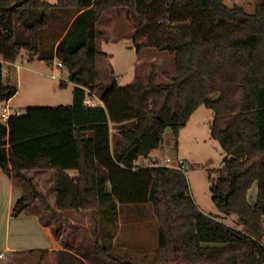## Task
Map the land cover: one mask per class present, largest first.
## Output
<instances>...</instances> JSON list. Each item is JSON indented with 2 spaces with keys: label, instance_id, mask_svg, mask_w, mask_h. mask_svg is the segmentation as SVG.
<instances>
[{
  "label": "trees",
  "instance_id": "16d2710c",
  "mask_svg": "<svg viewBox=\"0 0 264 264\" xmlns=\"http://www.w3.org/2000/svg\"><path fill=\"white\" fill-rule=\"evenodd\" d=\"M113 7L126 9L141 40L137 48L174 55L168 82H156L153 73L124 85L112 77L101 90L97 55L106 53L97 46L95 24ZM53 11L67 17L58 31L49 27ZM23 49L61 61L76 85L69 104L28 105L0 120V166L23 190L12 216L35 203L54 210L24 172L52 169L57 209L151 203L159 234L155 264H264V0H0V105L18 91L13 63ZM95 91L102 104L86 105L84 97ZM200 105L213 110L210 135L224 152L211 198L241 228L199 209L185 170L135 167L160 147L167 128L177 138ZM110 123L117 130L113 148ZM53 231L58 237L60 227ZM92 251L132 264L111 256L98 235Z\"/></svg>",
  "mask_w": 264,
  "mask_h": 264
},
{
  "label": "rangeland",
  "instance_id": "374dc122",
  "mask_svg": "<svg viewBox=\"0 0 264 264\" xmlns=\"http://www.w3.org/2000/svg\"><path fill=\"white\" fill-rule=\"evenodd\" d=\"M46 1L51 4L57 2V0ZM57 11L50 12L49 15L53 21L49 27L56 31L67 19V17L64 18L66 15L56 16ZM95 31L97 32V46L107 56L97 55V71L101 90L106 87L112 77L119 84L124 85L131 83L136 76L148 78L150 73L154 74L156 82H168L169 79L165 74L174 73L173 54L159 51L148 45L137 50L132 25L127 20L124 7L105 10L95 24ZM145 39L143 38V41H146ZM55 60L48 62L35 56L32 58L27 50L21 51L13 63L15 66L14 79L18 87V91L8 101L13 109L23 112L28 105H55L72 102L73 84L60 86L61 81H65V83L69 81L68 73L64 67L63 69L56 68ZM3 75H8L7 62L3 63ZM213 116L212 109L200 105L191 114L177 138L170 128L163 132L159 151L164 157H169L172 163L177 162L178 158L184 160L190 193L201 211L218 214L222 216L225 223L241 228V225L236 221V216H224L211 198L210 184L216 176V169L222 165L224 155L219 142L210 135ZM114 140L115 138H111L112 147ZM106 185L110 190L108 181ZM248 195L249 200L253 202L256 195V184H253L249 189ZM110 208L106 206L103 208L110 213V218H106V213H102L94 225L90 221L91 228L84 230V233H90L91 230L94 238L93 231L97 230L96 235H98L100 244L106 246L109 254L117 260L128 261L132 264H155L159 234L154 206L151 203L135 205L117 203L113 211ZM54 224V227H60L62 222L57 221ZM72 229L70 227V233L73 231ZM115 232H117L116 238L111 243L112 235ZM84 235L80 234L82 243L79 246V253L84 257H89V260L81 261V264H115L108 258L97 257L92 251L93 240L90 241ZM12 263L46 264L41 256L34 255L26 258L25 256L24 258L15 257Z\"/></svg>",
  "mask_w": 264,
  "mask_h": 264
},
{
  "label": "crops",
  "instance_id": "0c3cea01",
  "mask_svg": "<svg viewBox=\"0 0 264 264\" xmlns=\"http://www.w3.org/2000/svg\"><path fill=\"white\" fill-rule=\"evenodd\" d=\"M72 20L73 17L69 19L68 26ZM68 26L61 35L66 32ZM132 31L134 34L135 29L133 26ZM139 42L137 41V44ZM105 57L107 56L105 55ZM69 83L73 84L74 89L76 84L71 81H67L65 86ZM99 93L95 91L92 96L86 95L99 98ZM110 126V146L113 148L111 138L116 140L117 130L112 123H110ZM151 153L157 155L160 159L164 158L159 148L154 149ZM24 172L31 176L37 189L44 194L54 210L47 211L39 203H35L18 216H12L11 207L23 190L17 180L5 173L0 166V263L10 262L14 264L12 260L15 257L21 256V258H24L25 256L26 258L33 255L41 256L46 264H81V261L87 262L89 257H84L79 253V246L82 243L80 234L84 235V230H89L92 225L91 222L94 225L100 219L102 213H106V218H110V213L106 209H102L101 212L82 208L57 209L53 170H25ZM70 173L74 172L71 171ZM57 221L62 222L58 237L55 236L53 231L54 223ZM70 227L73 228L71 233L69 231ZM93 234L96 235L95 230ZM116 235L117 232L112 235L111 243H113ZM84 236L89 238L90 241L93 240L94 242L95 240L91 230L90 233L87 232ZM77 247L79 248L77 249Z\"/></svg>",
  "mask_w": 264,
  "mask_h": 264
},
{
  "label": "built area",
  "instance_id": "2783aa9c",
  "mask_svg": "<svg viewBox=\"0 0 264 264\" xmlns=\"http://www.w3.org/2000/svg\"><path fill=\"white\" fill-rule=\"evenodd\" d=\"M55 65L59 69H63V67H64L63 63L59 60L55 61ZM54 76H55V74H54ZM4 102L0 105V120L7 121V119L11 115H17V114L21 113V111L19 109H15V108L13 109L8 104L7 101H4ZM83 102L89 106L102 104V101L100 98L90 97L88 95H86L84 97ZM151 165H164V166H168V167H175V168L182 169V170L186 169V164H185L184 160L181 158H178L177 162L172 163L170 161L169 157H164V158L160 159L159 157H157V155H155L153 153H150L147 157H141V158L137 159L136 163H135V167H146V166H151Z\"/></svg>",
  "mask_w": 264,
  "mask_h": 264
}]
</instances>
